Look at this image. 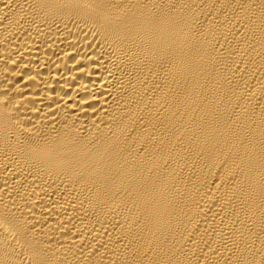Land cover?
<instances>
[{
  "label": "bare ground",
  "instance_id": "obj_1",
  "mask_svg": "<svg viewBox=\"0 0 264 264\" xmlns=\"http://www.w3.org/2000/svg\"><path fill=\"white\" fill-rule=\"evenodd\" d=\"M108 3L0 0V264H264V0Z\"/></svg>",
  "mask_w": 264,
  "mask_h": 264
},
{
  "label": "snow or ice",
  "instance_id": "obj_2",
  "mask_svg": "<svg viewBox=\"0 0 264 264\" xmlns=\"http://www.w3.org/2000/svg\"><path fill=\"white\" fill-rule=\"evenodd\" d=\"M87 7H90L94 9L98 15L106 17V10L111 7V5L108 3V0H91V2H87L86 0V5ZM150 23L159 29H163V26L165 25V21L163 19H157L155 21H150ZM46 139V138H44ZM39 152L41 154H49L50 153V148L47 146H43L39 149Z\"/></svg>",
  "mask_w": 264,
  "mask_h": 264
},
{
  "label": "clouds",
  "instance_id": "obj_3",
  "mask_svg": "<svg viewBox=\"0 0 264 264\" xmlns=\"http://www.w3.org/2000/svg\"><path fill=\"white\" fill-rule=\"evenodd\" d=\"M7 100V97H0V104H3Z\"/></svg>",
  "mask_w": 264,
  "mask_h": 264
}]
</instances>
